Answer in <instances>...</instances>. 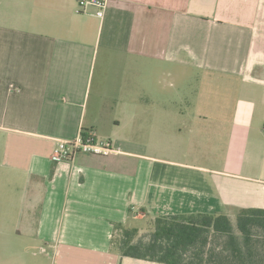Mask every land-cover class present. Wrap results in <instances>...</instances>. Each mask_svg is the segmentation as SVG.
<instances>
[{
  "label": "crops",
  "instance_id": "1",
  "mask_svg": "<svg viewBox=\"0 0 264 264\" xmlns=\"http://www.w3.org/2000/svg\"><path fill=\"white\" fill-rule=\"evenodd\" d=\"M77 2L0 0V156L22 189L14 228L33 229L58 264H161L121 256L117 227L264 208V0H108L102 18ZM83 129L114 152L55 161L56 141ZM146 135L185 143L193 159L141 152ZM158 161L194 173L170 179Z\"/></svg>",
  "mask_w": 264,
  "mask_h": 264
},
{
  "label": "trees",
  "instance_id": "2",
  "mask_svg": "<svg viewBox=\"0 0 264 264\" xmlns=\"http://www.w3.org/2000/svg\"><path fill=\"white\" fill-rule=\"evenodd\" d=\"M117 228L119 237L113 243L123 257L161 264H264V208H247L234 218L210 213L159 215L151 231Z\"/></svg>",
  "mask_w": 264,
  "mask_h": 264
},
{
  "label": "rangeland",
  "instance_id": "3",
  "mask_svg": "<svg viewBox=\"0 0 264 264\" xmlns=\"http://www.w3.org/2000/svg\"><path fill=\"white\" fill-rule=\"evenodd\" d=\"M99 76L100 74L98 72ZM97 104L100 107L99 100L93 101L90 113H93V111L98 112L94 108ZM183 105L185 106V104ZM189 108L194 109L191 104ZM101 122V129L106 132L109 127L103 124L102 120ZM142 139L146 140V147L141 152L148 155L161 159H175L179 161L193 159L192 155L187 156L189 151H187L188 146L185 143L177 145L168 143L165 145L163 140L149 143L147 135ZM192 150L196 153V148ZM1 162L2 159L0 156V264H58L52 246H48L42 243V241L30 240L28 234L32 233L33 229L25 227V230L18 232L14 228V225H16V222L21 216L19 213L22 199L21 183L19 182L17 185L15 182H8L4 179L5 166ZM157 168L162 176H169L170 179L176 178L177 181H181L184 175L194 173L192 170H187L183 167H173L159 161L157 162ZM130 224L140 228H147L146 231H151L153 228V223L150 218L144 216L139 218L135 217L130 221ZM116 237H119V234ZM114 248H116L115 245Z\"/></svg>",
  "mask_w": 264,
  "mask_h": 264
},
{
  "label": "built area",
  "instance_id": "4",
  "mask_svg": "<svg viewBox=\"0 0 264 264\" xmlns=\"http://www.w3.org/2000/svg\"><path fill=\"white\" fill-rule=\"evenodd\" d=\"M108 5V0H78L77 12L95 14L102 18ZM114 152L112 141L98 140L93 133L84 135L82 132L76 139H58L52 152L55 161H74L80 153L93 155H109Z\"/></svg>",
  "mask_w": 264,
  "mask_h": 264
}]
</instances>
